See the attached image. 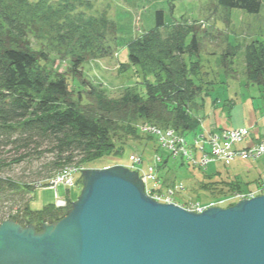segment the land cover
I'll return each instance as SVG.
<instances>
[{
	"label": "trees",
	"instance_id": "trees-1",
	"mask_svg": "<svg viewBox=\"0 0 264 264\" xmlns=\"http://www.w3.org/2000/svg\"><path fill=\"white\" fill-rule=\"evenodd\" d=\"M77 2L86 1L59 0L54 4L49 0H0V144L7 143L12 134L26 141L53 140V167L60 171L75 161L76 165H87L110 153L121 154L125 135L143 138L131 125L137 119L184 134L198 131L201 121L190 113V103L203 95L202 79L207 74L201 61L194 58L201 48L199 29L185 19L187 23L167 26L164 11L158 10L155 27L130 40L128 60L120 62L122 69L138 67L142 71L145 91L128 86L119 100L112 99L85 80L82 67L90 58L113 56L111 42L117 37L118 26L106 14L86 17L77 13ZM263 2L217 0L228 22L234 9L258 14ZM57 59L69 63L66 73L71 81L54 67ZM245 61L248 80L264 84V40H253L246 46ZM221 62L227 66L226 59ZM76 81L91 91L79 89L82 91L74 100L72 86L76 87ZM84 92L95 99L83 104ZM168 161L170 158H163L162 167ZM185 164L192 165L188 161ZM219 174L206 173L202 189L213 191L224 185L229 192L242 190L239 180L213 181ZM162 185L168 186V180ZM34 190L31 184L0 174L1 208L5 202H12L10 212L0 208V225L12 218L23 226L35 225L39 231L43 223L65 216V209L55 204L32 210V198L27 195Z\"/></svg>",
	"mask_w": 264,
	"mask_h": 264
},
{
	"label": "rangeland",
	"instance_id": "rangeland-1",
	"mask_svg": "<svg viewBox=\"0 0 264 264\" xmlns=\"http://www.w3.org/2000/svg\"><path fill=\"white\" fill-rule=\"evenodd\" d=\"M49 1L56 4L59 0ZM85 1L89 4L76 3L77 13H82L86 17L106 14L118 26L117 37L111 42L116 52L114 51L111 57L88 59L82 67L85 80L105 90L109 98L117 100L123 96L124 89L128 86L135 88L136 91H145L142 71L138 67L122 69L120 62L128 60V42L153 29L156 25L157 11L163 10L167 26L185 19L188 23L183 21L184 23L199 29L201 48L199 55L194 58L201 61L203 71L207 74L202 79L204 81L201 87L203 95H199L194 102L190 103V113L201 121L198 131L199 138L203 136L205 138L203 144L210 134L220 132L222 129L231 130L240 127H249L254 136L264 138V84L248 80L245 61L246 46L253 40H264V2L258 14L234 9L228 22L226 12L217 4V0ZM222 59L227 60V66L223 65ZM54 67L66 76L70 68L67 61L63 62L59 59L56 60ZM67 77L71 81V76ZM75 85L76 87L74 84L71 85L75 91L74 100L79 97V91L83 89L86 93L91 91L88 85H82L77 81ZM81 96L83 104H89L92 99H95V96H87L85 92ZM131 125L143 138L125 135V148L121 154L110 153L96 162L82 165L85 168L81 167L82 170L73 174L76 176L74 188L65 185V187L53 186L52 179L66 169L76 166L77 163L75 161L60 171L56 170L53 167L56 158L53 151L55 144L50 139L34 138L26 141L22 137L19 138L18 134H12L7 143L0 144V174L34 187L38 183V188L27 195L28 198H32L30 203L32 210H40L55 204L57 198L61 197L67 205L60 207L67 213L72 207V202L78 199L83 189V183L79 182L82 171L88 168L102 169L115 165L127 167L143 176L145 173L150 175L152 172L148 169L151 166L154 167L153 174L149 178V185L152 187L148 188L145 185L147 194L158 202L173 203L187 211L202 213L212 206L227 208L236 202V200H229L234 197L235 191L229 192L227 186L223 185L222 188L213 190L214 192L202 189L201 181L206 180L204 177L208 172L205 164L194 162V159L198 157L196 154L198 151L192 155L193 157L183 155L178 152L180 148L175 149L173 146L170 149L165 146L164 139L161 138L162 135H168L165 138H171L169 131H174L175 136L182 135L186 140L191 134L180 133L172 127H159L144 119L131 121ZM154 127L166 130V134L156 132ZM246 144L247 142L242 143L244 146ZM193 147L194 145H188L190 150ZM250 148L252 146L246 150L250 151ZM205 153L212 155L207 151L202 154ZM167 157L170 161L167 166L162 167L163 158ZM187 161L192 164L190 167H194L190 168L186 165ZM138 168L141 171L145 169L147 172L140 173ZM214 169L221 172L214 181L237 179L242 182V190L236 193H247L249 190L250 194L252 189L256 187L259 189L262 187L261 183H264V154L261 153L258 156L249 152L248 160L237 159L230 165H226L225 160L218 157V163L208 167L209 171ZM165 179L168 180L166 187L162 185ZM262 193L264 195V192ZM70 202L71 206H69ZM11 203L5 202V207L2 209L0 202V208L8 213L11 211ZM15 211L13 210L14 213Z\"/></svg>",
	"mask_w": 264,
	"mask_h": 264
},
{
	"label": "water",
	"instance_id": "water-1",
	"mask_svg": "<svg viewBox=\"0 0 264 264\" xmlns=\"http://www.w3.org/2000/svg\"><path fill=\"white\" fill-rule=\"evenodd\" d=\"M53 223L0 225V264H264V195L202 213L156 201L137 171H82Z\"/></svg>",
	"mask_w": 264,
	"mask_h": 264
},
{
	"label": "built area",
	"instance_id": "built-area-1",
	"mask_svg": "<svg viewBox=\"0 0 264 264\" xmlns=\"http://www.w3.org/2000/svg\"><path fill=\"white\" fill-rule=\"evenodd\" d=\"M154 128H155V131L156 132L157 131L158 132L160 131V133L166 134L165 133L166 130H161L159 127H154ZM240 131H242V132L240 133ZM173 132L172 131H169L168 132L169 135H172L171 138L170 137L169 138H165L168 135L167 136H164V135L161 136V138L164 139V145L165 146H168L170 149L173 146L175 147V149H179L180 148V150L178 152H180L183 155H187L189 157H193L192 155L195 154V152H197L198 148L201 149V148H203L202 146L205 145V143L203 144V141L205 140L204 136L200 138L202 140V144L200 142H198L199 141V136H198V139L192 141V143L194 145L193 149L195 151L193 149H191V150H193V151H191L189 148L187 149V151H185L184 147L186 146V148H187L188 145H189V142L187 141L188 139L186 140V138H184L182 135L175 136V133H173ZM247 132H248V130L246 128H243L242 130H239V129L238 130H235V129L226 130L225 133H224V137H225L226 143L223 144V145L221 144V145L222 146H225V147L226 146L229 147L232 144H235V143L239 142L241 140L240 137L242 138L244 134H247ZM211 136H212V134H210L209 135V138H207V140H206L207 142H208V140L211 141V139H213ZM161 138H159V139H161ZM219 138H221V136ZM176 143L178 145H176ZM199 144H201V145H199ZM215 148H217V150L215 151V154L219 158H223V159H227V158L228 159H231V158H233V156L231 155V152H229V153H228V151L224 152L222 150V148L220 150L219 145L215 144ZM257 148L254 149V147H252V148H250L251 149L250 151L245 150L246 153H241V152L238 151L239 152V156H242V157L243 156H248L249 155V152H250V154H256V153H259L260 152L258 155H261V153H262V151H264V149H261V151H260ZM204 151H206V150L203 149V151H201V152H204ZM204 158H207V157H204ZM202 159L201 160H200V158L199 159H194V162H196V160H197V161H199V163L201 165H203ZM148 170L150 172H152L150 175H147L145 173L147 171H143L145 173V176L144 177H146L147 179H149L152 176L153 171H154V167L151 166ZM76 172H78V171H76L75 168L74 169L73 168L66 169L65 171H63L62 173H60L59 175H57L54 179H52L53 180V186H56V185L58 186V184H65V186H67V187H73V186H75L76 185L75 184L76 183V176H74L73 174H76ZM140 176H142V175H140ZM258 190H259L258 192L261 194L262 192H264V186L262 185V187L259 188ZM254 195H257V194H253V192L250 193V196L251 197H254ZM244 197H247V196H244V194H242V193L239 192L237 194H234V197L232 199H229V200H237L239 198L241 199V198H244ZM55 205L58 206V207H60V206L61 207L62 206L65 207L67 205V202L64 199H60V198L58 199L57 198V202L55 203Z\"/></svg>",
	"mask_w": 264,
	"mask_h": 264
},
{
	"label": "bare ground",
	"instance_id": "bare-ground-1",
	"mask_svg": "<svg viewBox=\"0 0 264 264\" xmlns=\"http://www.w3.org/2000/svg\"><path fill=\"white\" fill-rule=\"evenodd\" d=\"M243 128H246L247 130H248V132H247V134H244L243 135V137L241 138L240 137V141L239 142H237V143H235V144H232L231 146H229V147H225V146H222L223 144H225L226 143V140H225V137H224V133H225V129H222L220 132H215V133H213L212 134V138L213 139H211V141L210 140H208V142L206 141L205 142V145H203L202 147L203 148H201V149H199L198 148V152L196 153L197 155H198V157L196 158V159H199V158H203L202 159V161H203V164H205L206 165V167L205 168H207L206 170H207V174H210V175H212V174H215V173H218V172H220V170H218V169H214V170H211V171H209L208 170V167L211 165V164H214V163H218V156L215 154V151L217 150V148H215V144H217V145H219V147H220V150H221V148H222V150L224 151V152H226V151H228V153H229V151H231V155L233 156V158H231V159H224L225 160V164L226 165H230V164H232V162H234L235 160H237V159H241V160H248V156H239V152H241V153H246L245 152V150L246 149H249V146H252V147H254V149H256L257 147V149H259L260 151H261V149H264V138H262V137H256V136H254L253 134H252V131H251V129L249 128V127H240V128H235V130H242ZM242 131H240V133H241ZM191 134V135H190ZM199 134H200V132L199 131H195V132H191V133H188V135H190V136H188V142H189V145L190 146H192L193 144L192 143H190V142H192L193 140H195V138L196 137H198L199 136ZM201 136V135H200ZM221 136V138H219ZM257 141V143H255ZM198 142H200L201 144H202V140L199 138V141ZM243 142H247V144L244 146V145H242V143ZM222 144V145H221ZM184 149H185V151H187V149H188V147L186 148V146L184 147ZM203 149H205L209 154H212V155H208L207 153H205V154H202L203 152H201V151H203ZM239 152H238V151ZM195 151V150H194ZM213 151V152H212ZM260 153V152H259ZM259 153H256V155H258ZM262 153L264 154V151H262ZM204 156L205 157H207V158H204ZM215 156H217V157H215ZM259 156V155H258ZM233 159V160H232ZM195 163H199V161H197L196 160V162ZM85 168L84 166H82V165H76V166H74V167H71V168H75L76 169V171H80V170H82V168ZM140 168V167H139ZM138 168V170H139V172L141 173V172H143V171H146L145 169L143 170V171H141L140 169ZM97 169H101V168H97ZM221 173V172H220ZM142 175V174H141ZM143 180H144V183H145V185L148 187V188H150V187H152L151 185H149V180L150 179H147L146 177H144L143 175L142 176H140ZM215 179H213V181H214ZM208 181H210V179H208ZM234 181H237V179H235ZM81 184L83 183V182H80ZM242 183V182H241ZM76 184V183H75ZM260 184V183H259ZM263 186H264V183H261ZM60 185H65V184H58V186H60ZM260 186V185H259ZM65 187V186H64ZM74 187H76V185L74 186ZM73 187V188H74ZM35 188H38V184L35 186ZM66 190L69 192V190H68V188H66ZM146 191H147V188H146ZM259 190H258V187H256L255 189H252V192H253V194H257V195H254V196H262L263 194H260L259 192H258ZM240 193H242V194H244V196H247V197H244V198H242V199H237L236 200V202H234L232 205H235V204H237V203H239L241 200H243V199H252V197L250 196V194H249V190H248V194L246 193V192H240ZM234 194H237L236 193V191L234 192ZM60 199H62L61 197H60ZM232 205H230V206H232ZM229 206V207H230ZM57 208H60V209H62L61 207H57Z\"/></svg>",
	"mask_w": 264,
	"mask_h": 264
}]
</instances>
